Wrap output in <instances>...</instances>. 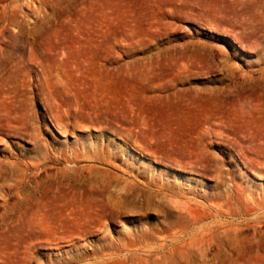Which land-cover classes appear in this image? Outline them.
Instances as JSON below:
<instances>
[{
  "label": "rangeland",
  "instance_id": "1",
  "mask_svg": "<svg viewBox=\"0 0 264 264\" xmlns=\"http://www.w3.org/2000/svg\"><path fill=\"white\" fill-rule=\"evenodd\" d=\"M0 264H264V0H0Z\"/></svg>",
  "mask_w": 264,
  "mask_h": 264
},
{
  "label": "bare ground",
  "instance_id": "2",
  "mask_svg": "<svg viewBox=\"0 0 264 264\" xmlns=\"http://www.w3.org/2000/svg\"><path fill=\"white\" fill-rule=\"evenodd\" d=\"M172 219V218H171ZM167 236V235H166ZM174 245V244H173ZM132 252V251H131Z\"/></svg>",
  "mask_w": 264,
  "mask_h": 264
}]
</instances>
